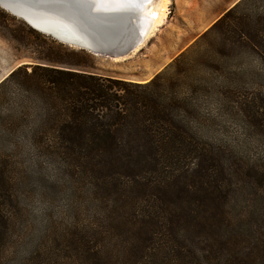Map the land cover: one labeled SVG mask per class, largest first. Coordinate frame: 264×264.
Returning <instances> with one entry per match:
<instances>
[{
    "label": "rangeland",
    "instance_id": "1",
    "mask_svg": "<svg viewBox=\"0 0 264 264\" xmlns=\"http://www.w3.org/2000/svg\"><path fill=\"white\" fill-rule=\"evenodd\" d=\"M23 63L62 65L133 83L153 80L176 101L173 111L183 126L222 166L254 186L244 193L254 199L250 210L262 212L264 0H169L161 25L118 60L31 31L0 8V81ZM16 81L0 88V123L28 104L17 94ZM15 141L0 127V264H83L92 251L112 264H140L134 250L123 252L127 225L115 222L106 234L105 207L74 165ZM243 206L236 203L235 212ZM198 247L192 242L188 252L170 243L148 264H201Z\"/></svg>",
    "mask_w": 264,
    "mask_h": 264
},
{
    "label": "trees",
    "instance_id": "2",
    "mask_svg": "<svg viewBox=\"0 0 264 264\" xmlns=\"http://www.w3.org/2000/svg\"><path fill=\"white\" fill-rule=\"evenodd\" d=\"M14 77L28 104L6 115L1 131L15 145L74 165L105 207L106 234L115 222L127 225L122 249L127 256L134 250L136 263L156 261L170 243L193 252L189 247L196 242L201 264H264V206L253 212L254 199L244 193L254 186L222 166L183 126L173 111L176 101L159 84L23 63L0 88ZM236 203L244 204L237 212ZM86 258L83 264H112L96 251Z\"/></svg>",
    "mask_w": 264,
    "mask_h": 264
},
{
    "label": "water",
    "instance_id": "3",
    "mask_svg": "<svg viewBox=\"0 0 264 264\" xmlns=\"http://www.w3.org/2000/svg\"><path fill=\"white\" fill-rule=\"evenodd\" d=\"M145 2L146 0H0V7L22 19L32 29L69 46L116 57L129 53L142 40L143 32L139 31L136 36L135 31H129L124 42L108 39V34H113L117 39L121 25L126 24L125 20L130 14L128 9L143 7ZM121 13L124 15V22L109 17H117ZM124 30L126 31L125 25ZM94 38L99 41L93 40Z\"/></svg>",
    "mask_w": 264,
    "mask_h": 264
},
{
    "label": "bare ground",
    "instance_id": "4",
    "mask_svg": "<svg viewBox=\"0 0 264 264\" xmlns=\"http://www.w3.org/2000/svg\"><path fill=\"white\" fill-rule=\"evenodd\" d=\"M168 2H169V0H146L145 5L142 4L143 7L135 8V10L128 9L130 14L128 16V19L125 20L126 24L124 23L125 29L127 32L124 30V25H121V27H120L121 31L118 34L117 39L115 37H113V34L111 35V33L108 34V39H111L113 41L120 40V41L124 42L125 39H127L129 34H130L129 31H131V33H133L135 31L136 36L139 33V31H141V33L143 32L142 40H140V42L138 44H136V46L129 53L124 54L123 56L130 54L133 50L135 51L139 47V45H141L144 42V40L150 35V33H152L156 29V27L159 26L164 21V19L167 17ZM142 5H140V6H142ZM113 8H115V7H113ZM123 16H124L123 13H121L117 17H114V16H109V17L110 18H117L118 22H120V21L124 22ZM18 19H20V18H18ZM20 20L23 21L22 19H20ZM99 36L101 37L102 35H99ZM100 39H102V38H100ZM54 40H56V39H54ZM93 40L99 41L96 38H94ZM58 42L63 43L61 41H58ZM63 44L68 45L67 43H63ZM70 47H73V46H70ZM76 48H78V47H76ZM86 51L89 53H92V54H98V53H95L92 51H88V50H86ZM98 55H100V54H98ZM123 56H116V57H111V58L112 59H120V58H123Z\"/></svg>",
    "mask_w": 264,
    "mask_h": 264
},
{
    "label": "crops",
    "instance_id": "5",
    "mask_svg": "<svg viewBox=\"0 0 264 264\" xmlns=\"http://www.w3.org/2000/svg\"><path fill=\"white\" fill-rule=\"evenodd\" d=\"M161 25V24H160ZM159 25V26H160ZM134 51V50H133ZM133 51L130 53V54H132L133 53ZM130 54H128V55H125V56H123V57H128V56H130ZM107 57H109V56H107ZM133 81V80H132Z\"/></svg>",
    "mask_w": 264,
    "mask_h": 264
}]
</instances>
